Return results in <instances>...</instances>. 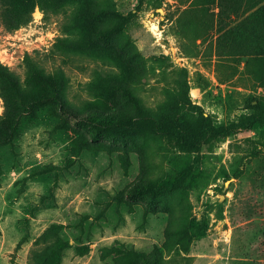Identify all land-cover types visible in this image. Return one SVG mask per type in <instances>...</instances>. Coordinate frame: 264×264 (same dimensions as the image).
<instances>
[{
	"label": "rangeland",
	"instance_id": "374dc122",
	"mask_svg": "<svg viewBox=\"0 0 264 264\" xmlns=\"http://www.w3.org/2000/svg\"><path fill=\"white\" fill-rule=\"evenodd\" d=\"M41 7L18 29L0 21V64L21 82L26 58L47 72L63 70L67 101L80 110L60 119L39 110L21 120L10 146L0 147V264H30L35 239L50 225L62 226L60 237L70 245L61 264H102L104 247L143 256L157 247L169 264H264V127L188 153L154 133L124 141L92 135L79 121L92 110H113L110 84L97 74L116 72L134 80V91L159 118L170 112L180 124L200 117L213 126L236 123L250 113L249 101L264 106L255 28L225 26L224 13L220 24L217 0H50ZM242 52L248 55H234ZM131 106L124 107L129 114ZM75 134L94 150L67 164ZM127 151L134 153L124 174L119 152ZM138 154L156 167L154 177L163 175L161 186L176 189L151 205L142 197L116 203L139 178ZM150 209L158 213H145ZM178 226L186 229V244L175 247L168 236L161 250L165 229Z\"/></svg>",
	"mask_w": 264,
	"mask_h": 264
},
{
	"label": "trees",
	"instance_id": "16d2710c",
	"mask_svg": "<svg viewBox=\"0 0 264 264\" xmlns=\"http://www.w3.org/2000/svg\"><path fill=\"white\" fill-rule=\"evenodd\" d=\"M48 1L50 0H0V21L8 30L18 29L30 22L36 6L40 5L42 9L41 5ZM53 1L57 4L60 3V0ZM217 6L220 24L221 13H224L227 19L225 26L232 25L245 30L252 29V33L255 28L253 50L258 56L264 57V0H217ZM88 12L90 19L97 17L93 16L94 12ZM74 27H79L78 23L74 24ZM77 32L81 36V28H78ZM71 47L72 50L80 49L82 44L78 43ZM234 55L246 56L248 53L242 52ZM25 65V76L21 82L17 75L0 64V100L2 102L0 147L10 146L19 136L21 120L26 117L33 118L39 110L48 108V115L54 118L80 110L67 101L68 79L63 70L57 69L54 72H47L29 58H26ZM97 76L109 82V101L114 108L110 112L95 113L92 110L93 114L79 119L94 129L92 135L97 132L113 140L124 141L139 133H154L162 138L171 149L192 153L211 145L217 139L230 137L236 133L249 132L255 125L264 127V106L259 100L249 101L246 105L250 113L241 116L236 123H230L227 126H213L207 119L200 117L194 125H186L175 122L171 118L170 112L165 113L163 118H159L157 109L145 107L133 89V79L121 78L116 72H99ZM97 88L103 91L101 86H97ZM114 93L115 95L112 96ZM118 95L120 98L117 97ZM128 104L132 105L134 110L131 114L124 110L125 105ZM93 150L94 147L88 144L83 135L75 134L68 143L69 158L67 164L82 151ZM130 153L134 152H119L120 164L124 174L130 166L128 163ZM138 156L139 178L116 195L114 198L116 203L121 204L127 199L142 197L146 198L151 205L159 197L165 196L169 190L176 189L175 186L173 188L161 186L163 175L159 178L154 177L152 173L156 167L150 168L151 161L145 162L142 155L138 154ZM156 166L158 167V165ZM150 210L152 211H145V213H158V210ZM182 226L185 227V225ZM62 229L63 227L60 225H50L35 239L33 249L29 254L30 264H61L63 252L70 248L69 243L60 237ZM164 235L165 242L161 250H166L169 246L167 245L169 241L167 242L166 239L168 236L174 240L175 247L180 248L186 244L187 241L185 242V240L188 238L186 229L181 226L176 229L167 227ZM20 245L21 242L17 244L16 250L19 249ZM85 251L83 247L76 248V252L80 256L84 255ZM100 258L104 262L102 264L170 263L163 259L160 249L157 247L153 248L147 256L118 247H104L100 250ZM108 258H111V261L105 262Z\"/></svg>",
	"mask_w": 264,
	"mask_h": 264
}]
</instances>
